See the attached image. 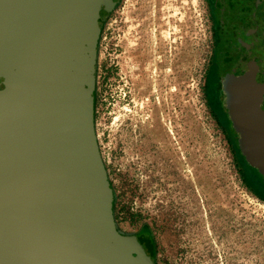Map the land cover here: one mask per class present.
I'll use <instances>...</instances> for the list:
<instances>
[{"label": "rangeland", "instance_id": "obj_1", "mask_svg": "<svg viewBox=\"0 0 264 264\" xmlns=\"http://www.w3.org/2000/svg\"><path fill=\"white\" fill-rule=\"evenodd\" d=\"M218 20L212 0H121L102 31L96 130L115 219L146 232L155 264H264V200L245 178L261 141L232 97H213L229 53ZM247 53L264 59V38Z\"/></svg>", "mask_w": 264, "mask_h": 264}, {"label": "water", "instance_id": "obj_2", "mask_svg": "<svg viewBox=\"0 0 264 264\" xmlns=\"http://www.w3.org/2000/svg\"><path fill=\"white\" fill-rule=\"evenodd\" d=\"M121 0H0V264H155L118 230L95 120Z\"/></svg>", "mask_w": 264, "mask_h": 264}, {"label": "flooded vegetation", "instance_id": "obj_3", "mask_svg": "<svg viewBox=\"0 0 264 264\" xmlns=\"http://www.w3.org/2000/svg\"><path fill=\"white\" fill-rule=\"evenodd\" d=\"M212 1L219 19L216 32L227 40L225 50L229 52L224 61V52H218L213 71V97H232L230 109L239 119L248 120L253 130L252 138L261 141L257 148L260 163L253 165V172L247 169L245 178L251 190L264 200V59L247 53L256 40L264 38V0ZM252 57L253 62L250 61ZM215 102L218 107L224 104ZM252 173L259 175V183L255 182ZM133 236L144 252L152 256L153 242L146 232L142 230Z\"/></svg>", "mask_w": 264, "mask_h": 264}, {"label": "trees", "instance_id": "obj_4", "mask_svg": "<svg viewBox=\"0 0 264 264\" xmlns=\"http://www.w3.org/2000/svg\"><path fill=\"white\" fill-rule=\"evenodd\" d=\"M96 91H97V89H96ZM96 93H95V120H96ZM111 185H112V182H111ZM113 186V185H112ZM114 209H115V207H114Z\"/></svg>", "mask_w": 264, "mask_h": 264}]
</instances>
